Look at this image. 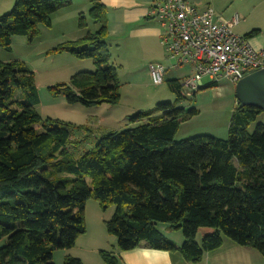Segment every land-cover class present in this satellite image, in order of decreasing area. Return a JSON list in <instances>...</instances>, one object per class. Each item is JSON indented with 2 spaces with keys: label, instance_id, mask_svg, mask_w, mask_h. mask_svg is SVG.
<instances>
[{
  "label": "trees",
  "instance_id": "obj_1",
  "mask_svg": "<svg viewBox=\"0 0 264 264\" xmlns=\"http://www.w3.org/2000/svg\"><path fill=\"white\" fill-rule=\"evenodd\" d=\"M71 6V0H16L0 19V46L11 52L15 36L33 41L40 25L51 27L53 15ZM89 16L99 25L95 33L50 53L90 60L95 71L77 73L50 91L71 105L117 106L121 84L107 43V10L95 3ZM79 27H86L82 15ZM166 82L177 103L186 99L180 80ZM38 104L34 73L18 62L0 61V241L6 239L0 264H54L56 251L71 250L87 233L91 199L103 212L115 207L105 226L120 252L147 247L199 264L227 238L264 258V125L249 132L262 110L237 102L228 139L198 136L177 143L180 125L198 112L162 103L133 115L129 128L104 134L92 150L75 157L68 150L77 144L72 133L91 130L43 120ZM159 224L181 231L183 245L170 241ZM201 229L211 233L199 244ZM100 257L119 264L113 252L101 251ZM64 264L83 263L66 256Z\"/></svg>",
  "mask_w": 264,
  "mask_h": 264
},
{
  "label": "rangeland",
  "instance_id": "obj_2",
  "mask_svg": "<svg viewBox=\"0 0 264 264\" xmlns=\"http://www.w3.org/2000/svg\"><path fill=\"white\" fill-rule=\"evenodd\" d=\"M92 1L94 0H71V7L62 9L53 15L51 27L39 26V35L33 41L24 36L13 37L11 52H7L0 46L1 62H18L34 73L39 94V104L35 109L43 120L50 118L76 127H88L91 130L90 134L74 131L72 140L76 141L77 144L68 146L69 152L75 157L83 155L86 151L92 150L97 140L104 134L129 128L131 126L130 117L139 112L153 110L162 103L175 104L186 112L192 110L198 112L196 116L189 117L186 122L180 125L175 142L187 141L198 136L228 139L230 120L237 103L235 86L224 80L217 87L201 90L197 92L196 96L186 97L184 101L177 103L176 97L170 92L167 82L156 86L149 73L151 64L161 63L166 68L174 64L167 57L163 47L160 58H158L159 54L156 53L153 46L152 49L146 46L140 48L139 44L132 40H127L120 47L113 44L110 51L113 55L112 60L115 61L118 68L121 84V100L117 106L102 105L87 108L81 104L71 105L67 103L63 95H54L50 91L51 88H58L64 84L68 85L72 76L77 73L95 71V66L90 60H79L69 53H50L60 44L77 41L82 36L95 33L99 29V25L95 24L89 16L93 7ZM199 1L200 6L198 8L200 10L211 8L226 18L237 13L242 17V11L239 9L246 10L251 4H254V0ZM15 2L16 0H0V19L13 11ZM241 3L243 5L239 8ZM81 15L85 18V28L79 27ZM249 20L251 21L250 18ZM245 28L248 26L240 24L235 31L236 33L238 31V34L242 36L246 33ZM186 72L188 70L184 68L174 75L179 77ZM208 81L205 79L204 84H208ZM259 124L264 125V111L257 121L250 126L249 132H254ZM97 213H101L102 218L99 219L98 224L102 226L104 231L97 226ZM114 213L115 207H110L106 212H103L99 203L93 199L86 204L85 218L88 234H90L87 240L91 238V235L100 238L104 242L105 249L111 252H113L114 247L118 246V240L107 233L103 222ZM158 228L170 241H176L178 245L173 242L176 246L183 245L184 237L181 231H171L163 224H159ZM209 233H211L210 230L201 229L197 235V242L200 244L204 236ZM5 243L6 239L1 240L0 248ZM223 244L226 248L232 245L239 250L241 249L242 254L252 257V264H264L263 256L254 250L248 249L246 251L247 248L239 247L227 238L224 239ZM64 254L65 251H56L53 255L54 264H64Z\"/></svg>",
  "mask_w": 264,
  "mask_h": 264
},
{
  "label": "built area",
  "instance_id": "obj_3",
  "mask_svg": "<svg viewBox=\"0 0 264 264\" xmlns=\"http://www.w3.org/2000/svg\"><path fill=\"white\" fill-rule=\"evenodd\" d=\"M149 17L160 24L162 45L174 63L170 68L191 70L180 81L186 97L224 80L236 86L246 76L264 70V47L255 49L248 38L235 32L240 23L237 14L226 18L187 0H153ZM168 70L161 63L150 65L154 85L165 82Z\"/></svg>",
  "mask_w": 264,
  "mask_h": 264
},
{
  "label": "crops",
  "instance_id": "obj_4",
  "mask_svg": "<svg viewBox=\"0 0 264 264\" xmlns=\"http://www.w3.org/2000/svg\"><path fill=\"white\" fill-rule=\"evenodd\" d=\"M187 1L197 8L200 6L199 0ZM95 3L102 4L107 10V26L109 32L107 43L109 45V50H111L113 44H115L117 47H120V45H122L127 40H132L137 42L140 48H145L146 46L152 49L154 47L156 53L159 54L158 58H160L163 47L161 42L162 29L157 20L151 19L149 17V12L153 6V0H94L92 1V6ZM242 5L243 3H241L239 8L242 7ZM239 10H241L243 14L242 17H240L237 13V15L240 17L239 25L245 24L248 26V28L244 29L246 30V33H244L242 36H246L252 31H258L256 35L249 38V41L255 49L263 48L264 0H254V4H251L249 9L244 10L243 8H240ZM83 37L84 36L81 38ZM112 59L113 55L111 53V64L117 68L115 61L113 62ZM168 69L169 70L165 76V82L168 80L181 81L184 76L191 73V70L187 68L188 72L184 73L182 76L175 77L176 75L174 74L183 70L184 68L172 69L169 67ZM112 216L107 217L103 224L105 225V222L110 220ZM101 218V213H97V224ZM97 226L103 230L101 225L98 224ZM97 230L99 229L97 228ZM88 233L89 232L87 228V233L77 240L75 246L71 250L65 251L64 258L66 256H72L81 260L83 264H105L100 257L101 251H108L105 249L106 247L104 242H102V239L92 235L91 238L87 240V237H90V234ZM101 237H103L102 234ZM110 241L112 242L113 240ZM173 242L176 243V241ZM176 244L178 245V243ZM227 247L228 248H226L225 244H223V247L220 249L207 254L203 261L199 264H252V257L242 254L241 249L239 250L232 245ZM248 249L249 248H247L246 251H248ZM113 253L117 257L119 264H192L186 262L178 253L171 254L168 252L152 250L147 247H140L127 252H120L117 247H114Z\"/></svg>",
  "mask_w": 264,
  "mask_h": 264
},
{
  "label": "water",
  "instance_id": "obj_5",
  "mask_svg": "<svg viewBox=\"0 0 264 264\" xmlns=\"http://www.w3.org/2000/svg\"><path fill=\"white\" fill-rule=\"evenodd\" d=\"M240 107H255L264 111V70L250 74L235 86Z\"/></svg>",
  "mask_w": 264,
  "mask_h": 264
}]
</instances>
